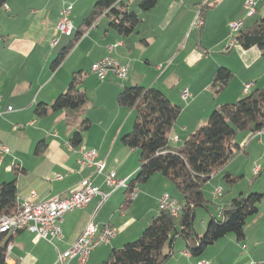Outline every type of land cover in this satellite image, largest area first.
Wrapping results in <instances>:
<instances>
[{
    "label": "crops",
    "instance_id": "1",
    "mask_svg": "<svg viewBox=\"0 0 264 264\" xmlns=\"http://www.w3.org/2000/svg\"><path fill=\"white\" fill-rule=\"evenodd\" d=\"M69 1L73 4L69 16L74 17L77 25V28L74 27L76 34L69 42L66 38L72 37L73 33L69 37L57 31L60 13L67 6L65 0H6L5 5L0 7V141L11 149V154L5 157L0 166H4L6 174L1 179L6 181L11 179L12 174L15 175L12 180H16L18 187V205L32 191L37 200L53 196L69 197L78 189L81 180L87 177L110 195L99 208L101 196H96L86 207L66 213L62 224L64 237L55 245L26 230L8 235L12 249L5 258V264H59L58 253L69 249L90 220L100 228L111 223L119 230L110 244L95 248L86 262L102 264L113 249L122 248L141 235L149 219L160 212L159 201L163 195L168 194L180 202L169 189V181L155 174L143 183L144 187H140L143 192L127 203V188L112 190L105 184V176L97 175L94 167L81 168L78 163L82 150L93 149L98 154L97 160L104 162L103 174L114 171L119 179H127L128 183L136 174L140 166V153L122 143V136L132 130L136 110L118 105L117 96L125 86L147 87V83L155 85L161 80L162 74L160 79L146 82L142 71L145 63L153 65L157 72L161 71L164 75L166 70L179 68L185 62L186 66H195L204 56L203 60L209 63L208 74L213 75L216 68L221 66L232 71L233 78L229 85L219 93L211 89L209 77L201 78L195 84L174 83L169 92L162 90L173 104L182 107L170 133V143L174 147L180 146L203 125L216 106L239 100L264 86L262 52L256 46L244 49L238 43L231 45L229 23L246 16V0H215L213 4L207 1L197 13L201 14L204 24L197 30L200 39L194 45L189 42L191 35L187 36V33L193 24V7L202 0H160L149 11L141 10L142 0H118V3L124 2L139 15L141 22L136 30L124 36L110 26V18L103 15L80 37L64 61L54 68V60L79 35V27L93 11L92 3L98 0ZM82 1L84 8L80 9ZM255 1L258 2L257 13L264 16L261 9L264 0ZM218 8L225 12L226 18L221 33L218 31L210 42L203 44L202 38L206 34L211 35L214 29L210 25L209 13ZM182 20L184 23L187 21L184 31L170 34L176 26L181 25ZM59 36H62L60 41ZM54 39L57 43L52 47ZM109 46L115 48L110 51ZM210 52L209 57L207 54ZM108 55L129 65L126 80L118 79L112 70L104 79L91 73L92 65ZM179 59H182V63ZM75 73H80L77 88L85 92L89 97L88 103L93 104V107L86 106L91 128L84 133L82 143L77 148H73L69 141L82 120L79 110L49 109L42 117L36 113L39 104L50 105L68 90ZM248 83L251 88L245 92L244 87ZM184 90L190 93L187 101L182 98ZM8 107H12V110L8 111ZM247 139L252 141L248 146L242 143L246 146L245 152L236 159L244 155L247 161L251 160L250 166L255 163L262 165L264 130ZM41 141L46 146L37 153V145ZM236 159L227 167V173L233 178L240 173L237 172L239 168L233 167ZM263 168L261 166L260 173L255 176L262 175ZM59 175L61 178H58ZM215 175L211 177L212 182L219 178ZM236 180L229 182L230 185H234ZM151 182L160 184V188L154 189L153 185H149ZM125 209L128 210L125 212ZM138 209L141 210L140 215L136 212ZM212 215L220 218V211L218 214L209 211V216ZM244 232V238L240 241L230 234L219 239L210 245H215L214 249L204 251L196 262L192 261V255L185 254V241L182 253L191 261L180 257H175L174 261L176 264H181V260L186 264H197L201 260L211 264H264V196L259 203L258 213L251 217ZM177 242L175 240L174 250ZM231 256L233 261L229 262ZM66 264L79 262L77 258H72Z\"/></svg>",
    "mask_w": 264,
    "mask_h": 264
},
{
    "label": "trees",
    "instance_id": "2",
    "mask_svg": "<svg viewBox=\"0 0 264 264\" xmlns=\"http://www.w3.org/2000/svg\"><path fill=\"white\" fill-rule=\"evenodd\" d=\"M158 1L142 0L140 8L149 11ZM5 3L6 0H0V7ZM103 15H107L110 26L124 36L134 32L141 22L137 12L124 2L96 1L92 13L79 27V35L54 60V68L64 61L80 37ZM236 40L242 48L256 46L264 55V16L256 11L246 18ZM232 76L230 69L219 67L211 89L216 93L223 91ZM79 77L80 73H75L65 93L60 94L50 105L39 104L36 109L40 117L45 116L49 109L80 111L81 123L69 141L73 148L81 145L84 133L92 125L86 116L89 97L77 88ZM117 104L136 110L132 130L122 136V143L126 147L137 149L140 153V166L131 178L126 194L148 182L153 175L161 174L181 195V213L176 217L170 211L160 209L158 215L149 219L139 238L122 248L113 249L102 264H165L174 254L178 237L185 239L187 252L194 257L228 234H234L239 241L242 240L247 220L258 213L264 193L241 194L225 202L220 210V218L212 215L206 233L202 236L194 229V219L197 207L203 206L209 210L208 199L202 190L204 185L245 152L246 146L237 140L238 135L245 132L251 138L264 130V86L239 100L216 106L208 120L176 147L170 143V133L182 107L173 104L161 89L155 86H125L117 96ZM45 146L44 141L39 142L36 152H41ZM225 179L234 182L236 177L226 173ZM17 195L15 179L0 183V215H14L18 211L20 204L16 201ZM7 236L0 233V264H5L9 243Z\"/></svg>",
    "mask_w": 264,
    "mask_h": 264
},
{
    "label": "built area",
    "instance_id": "3",
    "mask_svg": "<svg viewBox=\"0 0 264 264\" xmlns=\"http://www.w3.org/2000/svg\"><path fill=\"white\" fill-rule=\"evenodd\" d=\"M258 2L255 0H246V16L236 19L229 23L230 36H232V44H237L236 38L240 29L243 27L246 18L253 15L257 10ZM73 9L71 4L67 5L61 11V18L57 26V31L69 36L74 31V25L69 19V15ZM196 22V23H195ZM196 27H202L204 20L199 13L195 19ZM57 40L52 41V47L56 45ZM115 46H109L112 51ZM112 70L115 76L120 80H126L129 74V65H124L116 60L113 56L108 55L105 58L95 62L91 67V73L99 79H104L108 72ZM251 88V84H246L244 91L248 92ZM190 97L188 90H184L182 98L187 101ZM2 105V99H0V108ZM12 107H8V111H11ZM261 133V132H258ZM11 154V149L8 145L0 141V166L3 163L6 156ZM98 154L95 150H82L81 157L78 159V163L81 168L94 167L97 175H104L105 184L112 190L119 187L129 188L127 179H119L114 171L103 174L104 162L97 160ZM261 171V165H256L253 173L258 175ZM58 178H61L59 175ZM139 194V187L136 186L127 195V203L132 202L137 198ZM223 189L216 188L213 192L214 198L222 196ZM110 193L104 192L100 186L95 185L90 177L84 178L79 183L78 189L69 197L62 198L60 196H53L46 200H37L34 191L29 196L25 197L21 201V209L15 213L14 216L0 215V233L6 235H15L19 231H29L35 233L40 238L45 239L51 244L61 241L64 237L62 231V224L66 213L75 209H81L86 207L91 200L96 196H101L100 205L106 201ZM159 209L168 210L173 216H178L181 213V204L172 196L165 194L160 198ZM118 228L107 223L101 228L99 225L90 220L82 234L78 239L67 249L65 252L58 253L57 262L59 264H66L69 259L77 258L79 264H86L91 252L102 245H108L118 235ZM12 249V244L9 243L6 249V256H9ZM186 255L189 253L186 251ZM197 264H211L207 260L198 261Z\"/></svg>",
    "mask_w": 264,
    "mask_h": 264
},
{
    "label": "rangeland",
    "instance_id": "4",
    "mask_svg": "<svg viewBox=\"0 0 264 264\" xmlns=\"http://www.w3.org/2000/svg\"><path fill=\"white\" fill-rule=\"evenodd\" d=\"M207 1H209V0H202L201 3L196 4L193 7V10H194L193 12H195V13H193L194 14V18L196 17V15H197L198 11L201 9V7ZM214 1L215 0H210L209 3L213 4ZM61 2H62V0H61ZM95 2L96 1H94V3ZM65 3H66V5H69V4H71V1L65 0ZM94 3H92V4L94 5ZM80 7H81L80 9L84 8V2L83 1L81 3ZM261 9L264 12V4L262 5ZM205 10L207 11V9H205ZM209 14H210V21H211L210 25H212L214 27V29L210 33L211 35L207 36V34H206V36H204L202 38L203 44H205L207 42H210L212 40V38L215 37L218 34V31H219V33H221L222 26L224 24V21L226 20L225 12H223L219 8L217 10L209 13ZM88 15H89V13H88ZM194 18H193L192 27H191L189 33H187L188 34L187 36L191 35L189 42L192 43L193 45L197 44L199 42V39H200L199 38L200 35H199L198 31H197L198 27H196V24H195L196 22H195ZM69 19L71 20L72 23L74 21L73 25H74V27L77 28V25H75L74 17L73 16H69ZM186 22L185 23H184V21L181 22V25L179 24L178 27L177 26L175 27V29H174L175 31L172 30L169 33L170 34H172L174 32L177 33V34L179 32L181 33L182 30L184 31V28L186 27ZM75 34H76V30L73 31V36L72 37L69 36L70 38H66L67 42H69V40L72 39ZM61 38H62V36L59 38V41L61 40ZM207 55L208 56L211 55V52L208 53ZM204 58L205 57L202 56V59L200 60L201 62H199L198 64L196 63L195 66H191V65L188 66V64L186 66V62H185L179 68L168 70V71L166 70L165 71L166 73L164 75H163V73L161 71L157 72L153 65L149 66V64L145 63V68L142 69V71H143V74H145L144 78H146V82H150V80H155L156 78L160 79L161 76H162L161 80L158 83H156L155 85H149V83H147L148 85H146V86L147 87L148 86H155L157 88H160L164 92H169V89H171V86L174 83H177V84L180 85V84H185V83H189L190 82V83L195 84L198 80L200 81L201 78H205V77H209V83L211 84L212 81H213L214 75H215V71H214L213 75H212V73L208 74L209 63H207L206 59L203 60ZM180 61L182 63V59H179V62ZM150 68H153L154 70L151 71V70H149ZM218 69L216 68V70H218ZM232 78H233V76H232ZM165 94H167V93H165ZM88 105H89V107H93L92 106L93 105L92 102L88 103ZM90 110H93V109H90ZM247 137H248V134L243 132V133H240L238 135L237 140L240 143H247V146H248L249 142L252 141V139L248 140ZM254 152H255V154H259L256 151H254ZM261 160L263 162L261 166L264 167V165H263L264 164V156L262 157ZM250 162H251V160L247 161V157L244 156V155L239 156V158H237L233 162L234 163L233 167L239 168L237 172H240V173H238V175H235L237 180L234 183V185L231 186L230 183L227 182V180L225 179V175L228 172V169H227L228 166H226L225 169L221 170L220 172H218L215 175V176H217L219 178L215 179L214 182L211 181L212 178H213L212 177L210 179V181L204 185L202 190H203V193H204L205 197L208 199V203L207 204H208L209 210L207 208L203 207V206H199V207L196 208L195 219H194V229L199 235L202 236V235H204L206 233L207 224L210 221L209 211H212L214 214H218L220 209H221V206L224 204V202H227V201H229V200H231L233 198H236V197L240 196L241 192H244V193H246V192L247 193H264V168H263L262 175L255 176L253 174V170H254L253 167L256 166L255 165L256 163L253 166H250L251 165ZM4 174L5 173H4V166H3V167L0 168V183L4 182V180L1 179V176L4 175ZM157 175L159 177H162L161 174H157ZM10 177H11V179H8L6 181H11L15 177V175L12 174ZM168 184H169V189L172 190L171 191L172 194H174L178 199H181V195L178 193V191L176 190L175 186H173L170 182H168ZM149 185H153L154 189L160 188V186H159L160 184H158V183L153 184V182H151V184H149ZM140 187L141 188L144 187V184H140L139 185V194H141V192H143V190L140 189ZM219 187L223 189V194H222V196H218L217 198H214L213 192H214V190L216 188H219ZM121 189H123V187H121ZM122 195H123V192H122ZM128 209H125L124 211L125 212L127 210L130 211V208H128ZM119 211H121V209ZM140 211L141 210L138 209L136 212L140 215ZM250 220H251V217L247 220V224H248V222ZM230 235H234V234H230ZM137 238H139V237H137ZM136 239H133V241L136 240ZM176 240L178 242H177L175 250H174V254L175 255H172L173 257H171L165 264H176L177 262L174 261L175 257H180V258H182L183 260H185L187 262L191 261V259H192V261L196 262L197 258L203 256L204 253L201 254L198 257H194L193 256L189 260V258H187L182 253V249H184V246H185V244H184L185 243V239L183 237H178ZM213 247H215V245L208 247L205 250V252L208 251V249H214ZM183 260H181V264H186V262H183ZM232 261H233V257L231 256L229 262H232Z\"/></svg>",
    "mask_w": 264,
    "mask_h": 264
},
{
    "label": "bare ground",
    "instance_id": "5",
    "mask_svg": "<svg viewBox=\"0 0 264 264\" xmlns=\"http://www.w3.org/2000/svg\"><path fill=\"white\" fill-rule=\"evenodd\" d=\"M71 34V33H70ZM19 209H21V202H20V205H19ZM15 215V214H14ZM14 215H3V216H14Z\"/></svg>",
    "mask_w": 264,
    "mask_h": 264
}]
</instances>
